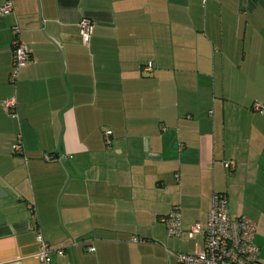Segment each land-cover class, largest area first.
Here are the masks:
<instances>
[{"label":"crops","instance_id":"1","mask_svg":"<svg viewBox=\"0 0 264 264\" xmlns=\"http://www.w3.org/2000/svg\"><path fill=\"white\" fill-rule=\"evenodd\" d=\"M9 1L0 264H181L174 252L205 248L188 231L205 228L215 192L258 223L264 263V0ZM16 39L30 59L12 82ZM176 207L180 237L159 220Z\"/></svg>","mask_w":264,"mask_h":264},{"label":"built area","instance_id":"2","mask_svg":"<svg viewBox=\"0 0 264 264\" xmlns=\"http://www.w3.org/2000/svg\"><path fill=\"white\" fill-rule=\"evenodd\" d=\"M206 2L207 0H203ZM13 10L11 1L5 0L1 6V12L8 14ZM80 32L83 40L89 42L92 32L93 23L89 18H83L80 21ZM14 32L17 34L18 29ZM30 59L27 48L17 39L14 42L13 63L9 73L10 81H16L19 70L24 67ZM145 71L151 70L149 63L144 67ZM8 111L13 112L16 108V100L14 97L5 101ZM255 111H263L264 105L255 103L253 106ZM111 131L105 133V139L110 142ZM13 151L18 154L23 153L22 143L19 141L13 145ZM52 155H46L47 160L52 159ZM225 167L229 170L235 168V163L230 161L225 163ZM160 222L166 227L169 236L180 237L184 234L182 217L178 208H174L169 214L159 218ZM258 230V223L246 215L233 216L230 210L229 199L225 193L215 192L212 197V203L208 212V219L205 228L195 222L190 226L188 234L205 233V248L201 252L180 253L174 252L173 255L181 264H264L260 259V250L255 243V235ZM40 242L39 258L43 262H47L49 245L43 240L42 236L38 237ZM134 241L138 238L134 237ZM89 251H94V247H88ZM63 254V250H59Z\"/></svg>","mask_w":264,"mask_h":264},{"label":"water","instance_id":"3","mask_svg":"<svg viewBox=\"0 0 264 264\" xmlns=\"http://www.w3.org/2000/svg\"><path fill=\"white\" fill-rule=\"evenodd\" d=\"M4 189H2V187L0 186V198L3 196H7V193L5 191H3ZM4 193V195H2Z\"/></svg>","mask_w":264,"mask_h":264}]
</instances>
